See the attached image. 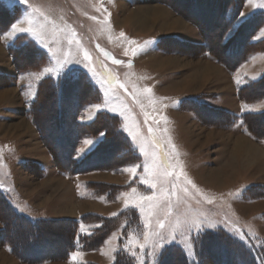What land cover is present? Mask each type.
<instances>
[{"label": "rangeland", "instance_id": "obj_1", "mask_svg": "<svg viewBox=\"0 0 264 264\" xmlns=\"http://www.w3.org/2000/svg\"><path fill=\"white\" fill-rule=\"evenodd\" d=\"M144 7L146 13L136 14ZM141 16L148 20L146 24L140 22ZM36 23L45 26L42 38L21 31ZM0 25L4 28L0 31V189L12 197L9 200L16 211L21 213L28 204L23 212L35 215L30 219L58 221L41 225L39 235L33 231V236H39L38 252L62 249L70 221L80 216L99 218L77 226L74 235L93 234L103 226L102 218H115L129 209L135 211L140 225L138 230L124 232L122 223L96 250L75 245L66 257L36 262L18 259L0 242V264H112L120 248L133 264H264V139L249 137L241 119L232 127L208 121L220 119L212 112L216 110L236 116L264 112V97L242 104L236 95L239 86L264 78V0H0ZM236 35L256 45L250 49V44L244 59L231 70L213 55L198 53L208 39L209 47L224 55L222 45ZM157 42L169 50L157 48ZM13 43L17 50L12 56L8 46ZM211 65L217 69L209 76H195L213 69ZM72 69L87 74L102 99L79 109L73 118L72 104L78 100L81 104L85 88L79 83L75 93L66 94L60 114L64 123L56 128L55 84ZM109 76L114 77L112 85L102 86ZM49 78L53 87L45 81ZM258 85L264 86V79ZM106 88H110L107 95ZM191 100L201 106L191 109ZM100 111L112 115L106 118L107 125L112 123L127 138L123 156L111 167L64 174L70 181L52 175L50 183L43 185L49 180L45 181L39 163L50 171L55 165L35 121L44 128V139L56 156L64 160L73 137V120L90 123ZM145 112L150 114L147 121ZM253 120L264 125V119ZM77 125L81 136L74 159L79 162L105 136L87 135L89 131ZM149 128L160 141L159 150ZM258 130L264 133V128ZM131 132L137 134L136 140ZM240 138L246 142L236 150ZM153 154L161 169L166 160L168 172L183 174L175 181V189L173 176L161 182L145 174L144 165H152ZM110 157L101 154L97 165L110 163ZM130 167H136V173L127 171ZM218 172L221 181L215 176ZM88 181L105 186H88ZM139 196L156 198L148 228L136 206ZM7 213L0 207L5 221L9 220ZM3 220L0 235H4ZM11 227L18 245L28 243L31 231L24 225ZM145 231L157 235L144 243ZM226 239L247 250V258L236 246H227Z\"/></svg>", "mask_w": 264, "mask_h": 264}, {"label": "trees", "instance_id": "obj_2", "mask_svg": "<svg viewBox=\"0 0 264 264\" xmlns=\"http://www.w3.org/2000/svg\"><path fill=\"white\" fill-rule=\"evenodd\" d=\"M222 20L225 21L226 23V19L224 14L222 13L221 15ZM188 18V17H187ZM189 19V18H188ZM222 21V22H223ZM221 23V22H220ZM217 28V27H216ZM4 30V28L0 25V31ZM242 31H240L239 34H241ZM206 39V38H205ZM16 43V40L14 41ZM208 39H206V43L201 46V50L200 52H198L199 54H211L215 57V59L220 62L222 65L226 66L227 69H233V64L240 63L244 57L246 56L245 53H248V46L250 45V49L252 45H256V43H250V42H246V38H242V36H238L236 35L233 40L229 43V44H225L222 45L223 49H224V55H218L216 52H214L210 47H209V43H208ZM17 44V43H16ZM16 44H10L8 46V51L10 52V54L13 56L15 51L17 50ZM164 43L161 42V46L165 47L163 45ZM167 47V46H166ZM165 47V48H166ZM169 49V48H167ZM248 49V50H247ZM258 51L257 49L254 48V50L252 51ZM43 56L44 52H42ZM15 65L17 66V63H15ZM232 65V66H231ZM62 75V74H61ZM264 79V78H263ZM262 79V80H263ZM262 80L257 82H254L253 84H248V85H244V86H239L237 88V98L238 100L242 103V104H250V103H254L256 101H259L261 98L264 97V86H261L260 88L256 87L258 84V86H260V83L262 82ZM46 82H48V84L52 87L53 82L52 79H45ZM51 82V83H50ZM81 83L85 88H83V90L81 91V104H80V100L76 101L75 103L72 104V117L74 118L76 113L78 112L79 109H81L80 111H82L84 109V107L86 105H88L89 103H98L101 101L102 99V94L100 92V90L91 82V80L88 78L87 74L84 76V74L81 73V71L77 70V69H72L70 72L64 74L61 76V78H58V82L55 84V102L57 107L55 108V114L57 116V118L59 119V121H56V128H59L61 124H63V118H61L60 114L62 112V102L66 96V94L70 91V92H74L76 88L78 87V84ZM256 87V88H255ZM252 89V90H251ZM259 91L258 93L254 92V91ZM84 93V94H83ZM86 93V94H85ZM47 96H50L49 93L46 94ZM75 97V95H74ZM191 109H193V106H197L200 107L201 104L196 102H193L191 100ZM204 109V108H203ZM29 111V110H28ZM212 112H216V116H218L220 119L218 121L215 120H208L209 122H217L219 125L225 126V127H232L235 126V123L238 121V119H241L242 121V126L245 130V133H247L249 135V137H251L252 139H258V140H262L264 139V133H262L261 131L258 130L259 127L264 128V125L261 123H257V121H254V117H257L260 119H264V112H247V113H243L241 116H236L231 112H226L221 113V111H212ZM32 113V112H31ZM107 112H102L100 111L97 116L95 117L94 120H92L90 123H83V122H79V120L76 121L73 120V125L75 128H73L72 126L70 127L71 129V133H72V141L71 144H69V148L66 154V159H62L58 156H56V152L54 147L48 145V143L46 142V140L44 139L45 133H43L44 128L41 127L40 123L35 121V127L37 128L38 132L40 133V136L42 137V141H44V145L46 146L51 159L54 162L55 168L58 169L60 172L67 174V175H71V174H78V173H82V172H88V171H92L91 169H95L97 168V162H99L100 160H98L100 158L101 154H112V157H110V160L116 161V159H119L118 157L123 156L124 152L121 150L124 147L127 148V144L128 140L127 138L124 136V134H122L121 130H115L113 129V127L111 125H113L112 123L109 122V126L107 125L106 122V118H110L112 115L110 114H106ZM30 114V113H29ZM59 116V117H58ZM113 117V116H112ZM117 119H119L117 116H115ZM103 118V119H102ZM105 119V120H104ZM120 120V119H119ZM118 120V122H119ZM117 122V121H116ZM116 122L114 124H116ZM78 123H80V127L84 130H88L89 132H87V135H97V134H104V138L102 140V142L98 145L97 148L93 149V151H91L88 155H86V157L81 160V161H77L74 159L75 154H76V149H77V145H78V140L81 136V131L79 129V125H77ZM261 125V126H260ZM100 126V127H98ZM96 127H98L97 129H95ZM56 130V129H55ZM54 130V131H55ZM96 130V131H95ZM111 130L112 134H109V136H107L108 131ZM107 136V137H106ZM116 139V140H115ZM58 140L60 141V136L58 138ZM109 140V141H108ZM58 141V142H59ZM124 142V143H123ZM112 162L109 163L110 166H107L108 164H105L107 167H111L112 166ZM100 164V163H99ZM106 166H103V168H105ZM97 183V182H96ZM96 183H88V186H95ZM99 186L103 187L105 186L104 184L101 183H97ZM98 186V187H99ZM117 187V186H116ZM120 188H124V186H118L117 189L120 190ZM103 189V188H102ZM0 207L5 209L8 215V219L7 221L3 220L2 217L0 216V220H3V225H4V235L2 237V235H0V242H3L4 245H7L10 247L11 253H13L18 259L24 260L25 261H30V262H36V261H40V260H49V259H56L58 257H66L67 254H69L76 246L75 245H79V249H83V250H87V249H93L96 250L104 241V239H106V236H108L109 232L113 231L116 227L120 226L122 223H124L123 226V231L124 232H128L131 228L138 230L140 225H139V221H138V217L135 214L134 210H126V211H122V213H120V215L116 216L115 218H102V222H103V226L99 227L98 229L94 230L93 234H89V235H84L81 232L80 233H75V235L73 234L74 231L78 230L77 226L81 225V224H87V223H92L94 221H96L97 218H99L98 216H90V215H84V216H80L79 219H75L73 221H70V227L67 231L68 234V239L65 242L64 246L62 249H57L55 251L52 252H48L47 254H43L40 253V251L38 252V248H40V246H38V242L37 238L41 233V225L45 224V225H53L56 224L58 221H54V220H48V219H36V220H32L29 217L25 216L24 214H21L19 212H17L13 205L11 204L8 196L6 195L5 192H3L0 189ZM7 225V226H6ZM12 225L15 226H19V225H24L29 231H31V237L30 239L27 241L28 243H18L19 242L17 240V238H12V235L10 234V232H12ZM33 231L36 232L37 231V235L33 236ZM61 231V230H60ZM16 232V230L14 231ZM59 232V231H58ZM57 232V233H58ZM72 233V236H71ZM52 238H56V236H54L51 233ZM59 236H60V232H59ZM58 236V237H59ZM74 237H76L74 239ZM226 245L228 246H232L236 248H239L240 253H242L244 255V257L247 258L248 254H247V250L243 249L242 246L237 247L236 242L234 241H230L229 239L225 240ZM15 244V245H14ZM16 244L19 246H21L19 248V250H15V246ZM37 249V250H36ZM35 250V252H37L36 254H31V252H33ZM122 251V249L120 248L119 251L117 252V258L116 260L112 263V264H133V261L129 258V256H126L125 253ZM249 253V252H248ZM251 260H253V258H251ZM248 262V260H247ZM251 264V261H249ZM254 264V263H252Z\"/></svg>", "mask_w": 264, "mask_h": 264}, {"label": "snow or ice", "instance_id": "obj_3", "mask_svg": "<svg viewBox=\"0 0 264 264\" xmlns=\"http://www.w3.org/2000/svg\"><path fill=\"white\" fill-rule=\"evenodd\" d=\"M105 19H107V17ZM12 27L15 28L16 26L13 25ZM44 30H45V26L43 24H40V23H36V25H35L34 28L21 29V31H32L33 34L36 35L38 38H42V35H43ZM121 35L123 36V33H121ZM71 42L72 41L70 40L69 43H71ZM135 53H136V49H133V54H135ZM85 59H89L87 53H85ZM113 63L119 64L120 61L119 60H114ZM113 79H114V77L109 76L107 80H105V81L102 82V86L104 84L111 86L112 83H113ZM120 87L123 88L124 85L121 84ZM109 91H110V88H106L105 89V94L107 95ZM144 91L145 92H148L150 90L149 89H145ZM133 95L135 96L136 93H133ZM144 116H145V120L146 121H147V119L150 118V114L147 113V112L144 113ZM149 132L150 133H153L152 139H153V141L158 146V149L157 150H159L160 141L155 136V133L153 132V129L152 128H149ZM131 135H132V137H133L134 140L137 139V134L135 132H131ZM85 143L87 145H91L93 142L92 141H85ZM82 151H84V150H82ZM146 155H147V153H146ZM165 157H167V153H165ZM168 167H169V165H168L167 161L165 160V161H163V169H161L159 167V165L156 164L155 154H153V157H152V165L150 166L149 163L146 162L145 165H144V172H145V174H147L149 176H152L154 179H157V180H159L161 182H163L168 176H173L175 179L172 182V187H173V189H175L176 186H177L175 181H178L179 178H180V176L183 175V174L182 173H177L175 171L168 172L167 171V168ZM127 171H129L131 173H136L137 169H136V167H130V168L127 169ZM143 182L144 183H149V180L148 179H145ZM189 183H190V181H189ZM151 186L153 188L156 187L155 184H152ZM132 191H133V193L136 192L135 189H133ZM125 195H127V194H125ZM155 199L156 198L153 197V196H139L137 198V200H136V206H138L140 208L141 212L144 214V218H145V228H148V226L152 223L151 217L153 216V212H154V209L156 207ZM141 201L143 203H140ZM125 203L127 205V201ZM157 223L160 224V227L161 228L164 227L163 223H160L159 221ZM156 235H157L156 232L150 233L149 231H145L144 232V243H148L150 236L151 237H155ZM140 246H141V248H143L144 247V244H141ZM74 255H79V253H75Z\"/></svg>", "mask_w": 264, "mask_h": 264}, {"label": "crops", "instance_id": "obj_4", "mask_svg": "<svg viewBox=\"0 0 264 264\" xmlns=\"http://www.w3.org/2000/svg\"><path fill=\"white\" fill-rule=\"evenodd\" d=\"M140 34H141V33H140ZM153 36H156V37H158L159 39L161 38V36H160V35H157V34H156V35H153ZM189 40H190V42H193L191 39H189ZM156 47H157V48H160L161 50H164V51H168V50H169V49H166L165 47H162V46H161V43H159V42H157V46H156ZM156 47H155V48H156ZM151 53H152V50H151L150 54H151ZM205 60H206V59H205ZM207 61H208V60H207ZM189 93L192 94V92H190V91H189ZM190 94H186V96H187V95L189 96ZM182 96H184V95H182ZM263 110H264V109H263ZM245 137H246V136H245ZM248 138H249V137H248ZM84 144H86L85 141H84ZM86 145H87V144H86ZM91 151H92V150H91ZM83 152H85V150H84ZM89 152H90V151H89ZM89 152L86 151V152H85V155H84V154H83L84 156L82 155L83 158H84ZM110 162H112V160H111ZM114 162H115V161H113L112 164H114ZM37 163H39V162H37ZM38 166H39V169H42V175L45 176V181H46V180H49V181L47 182V184H45V183L43 184V183H42L43 185H48V183H50V179H51V176H52V175L59 176L60 178H61V176H62V178H61L62 180H60V181H66L65 179L69 180V178H67L66 176H64V173L60 172V171H59L58 169H56V168H52L53 170L50 171V168H47L44 164H40V163H39ZM103 166H106V165H105V164H102V165H100V166H97V168H98V167H103ZM107 166H110L109 163H108ZM107 166H106V167H107ZM89 172H92V171H89ZM51 173H52V174H51ZM45 181H43V182H45ZM69 181H70V180H69ZM58 182H59V180H58ZM88 182H89V181H88ZM71 185H72V184H71ZM19 192H20V191H19ZM7 196H8V195H7ZM8 198H9L10 200L12 199V197H9V196H8ZM11 204H12V203H11ZM12 205H13V204H12ZM27 206H28V204H26L25 207H22L23 211H25L26 208H29V207H27ZM13 207H14V206H13ZM72 207H74V205H73ZM62 208H63V205H62ZM71 209L74 211V208H71ZM17 211H18V210H17ZM20 211H21V210H20ZM23 211H21V213H23V214H24L25 216H27V217H28V216H29V217H31V216L34 217V216H35V215H32L31 213H27V212H23ZM18 212H19V211H18ZM40 218H41V217H40Z\"/></svg>", "mask_w": 264, "mask_h": 264}, {"label": "bare ground", "instance_id": "obj_5", "mask_svg": "<svg viewBox=\"0 0 264 264\" xmlns=\"http://www.w3.org/2000/svg\"><path fill=\"white\" fill-rule=\"evenodd\" d=\"M145 9V7L143 8V9H138L137 11L138 12H136V14L137 13H142V14H144V13H146V11L144 10ZM143 11V12H142ZM141 14V15H142ZM153 20V19H152ZM148 20L146 19V18H144V17H142L141 16V19H140V22L142 23V25L143 24H146V22H147ZM154 21V20H153ZM139 22V23H140ZM175 23L176 24H178V25H181L182 26V21L181 20H179V21H175ZM181 23V24H180ZM0 52H2L1 50H0ZM212 67H213V69H204L203 71H201L199 74H197V75H195V76H198V75H200V76H206V75H208L209 76V72H211V70H214L215 69V71H216V69H217V67H215V66H213V65H211ZM214 72V71H213ZM10 90V89H9ZM8 92V91H7ZM25 127V126H24ZM51 127V126H50ZM49 128V127H48ZM246 142V140L244 139V138H240L239 139V143H238V145H237V147H236V150H238V149H240L241 147H242V144H244ZM247 145V144H246ZM221 173L220 172H218V173H216V175L215 176H217L218 178H220V175ZM220 181H221V178H220Z\"/></svg>", "mask_w": 264, "mask_h": 264}]
</instances>
